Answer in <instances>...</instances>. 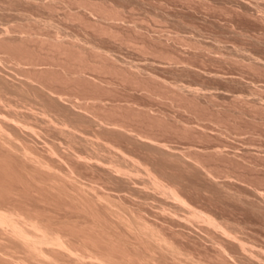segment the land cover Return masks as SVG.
Here are the masks:
<instances>
[{
    "label": "bare ground",
    "instance_id": "bare-ground-1",
    "mask_svg": "<svg viewBox=\"0 0 264 264\" xmlns=\"http://www.w3.org/2000/svg\"><path fill=\"white\" fill-rule=\"evenodd\" d=\"M14 3L16 2H13V4ZM42 3L43 2H39V4L43 5L44 7V3L43 4ZM49 4H47V1H46V5H49ZM28 5L30 4L28 3ZM103 5L104 4H102L100 8L98 6V8L101 10ZM95 6L97 9V3L96 5H94V7ZM105 7L106 6L104 5V8ZM28 8L29 7H27V9ZM105 9H108V8H105ZM103 11H106V10H103ZM7 12L9 13L10 11H7ZM77 12L78 11H76V13ZM26 14L27 13H25L24 15ZM114 17H111V18H114ZM14 21H17V20H14ZM27 21H30V19ZM38 21L40 24L43 21L46 22V20L43 19L42 21L40 20V18ZM45 22L44 24H46ZM114 22L116 23V21ZM23 23H25V21ZM9 24H7V26ZM37 24L38 22L36 23V26L40 25V24L38 25ZM29 25L27 24L24 26L23 24L24 28H27L26 26L30 27V28H27L28 30L24 28H22L24 30H19L20 25H19V28L18 26L17 27L13 25L10 26V28L11 27L12 28L15 27L14 29L18 28L16 29L18 33L19 31H21L18 35L17 32L14 33L11 30L12 33L10 32V34H14L15 37H12V35L6 36L5 33L6 31L8 32V29L4 30V29H1L2 27L0 28L1 31H5L4 32L5 37L2 36L0 38V44L5 43V45L1 44L3 45V49H5V47L8 48V46H10L11 48L12 44H13L12 49H14V47L18 46L19 44L21 46L27 45V40L29 41L31 40L33 44L31 42L30 43L32 46H34L36 45V40L37 42L39 41L37 44V48H35L39 53H37L36 50H35L36 51L35 53V51H33L34 47L32 48V46L27 45L26 47H28V49L30 47L32 48V49L30 48V50H32V51H29L30 53L27 51L28 49L25 46H23L24 48H26V51H24V54H23V47L19 46L22 48V51L20 50L22 52V55H19V54L15 55V52L17 51H13L14 52V55H13V52L11 51L10 48L9 49L6 48L7 51H5L6 49L3 50L1 48L2 46H0L1 48L0 49V62H2L4 65H6L5 64L6 62H12L13 64L12 63L11 64L17 67V70H16L11 64H7L8 66L11 65L10 66L11 68H8L6 65L5 67L6 69L3 68L2 70V67L4 66V65L2 66V63H1L2 67H0L1 69L0 70V148L2 147L4 149V150L2 149V152H3L2 156L3 154L5 155L7 152H11L14 155H16L18 158H20L23 162V165H21L22 166L21 169H23L22 171L23 175L20 176L21 178L19 177L17 178L18 180H13L14 183L11 185L8 184V182L5 183V184H8V187L4 186L3 184L4 182H1L2 180H0V183L3 184L0 186L2 188L3 186L7 187L6 189L3 188V190H1L2 188L0 187V264H264V255L262 253L264 249L257 248V249H261V250L263 249V250L262 251L256 250L257 246L254 249L253 244L248 245V244H251V242H249L248 240L246 241L242 240L243 236L239 235L241 236V238L238 236V233L240 232L239 230L240 226L237 225L238 223L237 224L235 223L236 225H234L230 222L228 226L227 225L228 221L225 220L224 222H221L219 221L221 220L219 217H218L219 218L218 220L216 217H214L215 215H212L213 213L212 214L208 213L207 209L205 211V210L200 209V206L199 207H196L195 205L193 206L192 204L194 202L191 203L193 198L192 199L189 198L188 195L185 193V191H183L184 186L181 187L180 185H178V183L180 182L178 181V179L174 180V178H176L177 176L175 177L173 174L171 175V177L172 176L174 177L171 178L170 175L168 176L164 172H160V171H163L162 168L159 167L158 170L159 169L161 170L158 171L157 169H155L154 165H152V167L154 166L153 168L150 167L151 165L149 166L146 160H145L146 162H144L140 160V158L138 157L136 158V157L130 156L132 154H134V156H138L137 154L139 153L141 149L137 147L140 150L136 151L137 149L135 148L136 153L137 152L138 153L137 154L134 153L133 145L136 144V146L138 145L141 148L147 149V151L151 150L150 153L158 152L160 153V156L161 154H163L162 157L171 155L174 158L166 157L168 159H171V161L172 159L175 160V156H176V160L178 162L180 161V164H184L182 162L183 160L185 162L186 160L189 161L188 159H191V160L194 159V161H190L188 163L186 161L185 163L187 164H184V165L191 167L194 163L195 166L197 165L199 167L193 166V168L192 167L191 168L194 169L195 167V169L197 168L200 170L201 168L200 164L202 165V162L200 163L199 157L197 158L195 157L197 153L193 155L194 151L191 152L192 150L190 151L191 155H189L190 153L189 154L187 153L188 152L187 150L182 153L178 152V149L174 147L175 145L173 146L174 147L173 148L170 145L168 146L166 144L168 148L170 147L172 150H175V151H172L166 148L165 144L163 143L164 141L162 142L159 136L158 137L156 136L157 134L156 135L153 134L155 131L152 133L153 134L152 135L151 132L153 130L149 131L151 127L145 124V123L149 124L151 122L148 123L145 121H141V125L144 124L145 126L150 127L149 129H146V131H143L145 130L144 128L139 129L140 128L139 121L145 120V118L140 117V116L138 117L135 116L138 119L141 118L140 120L136 119L138 120L139 123L134 122V123L139 124V125L137 124L138 125L137 127L139 130L137 129V127H136L137 130H136L132 127V125L128 124L131 122V120H128V118L131 117L130 115H132L133 118L131 117L129 119L135 120L134 119L135 117L133 116L134 114L135 115L138 114L141 116L146 114L144 115L146 117H148L147 115H152V113L154 112L153 110H155L152 108L154 107L152 106L154 105L152 100H155V98L157 97H158L157 99H160V97H166L167 99H170L169 101L176 100V103L179 99H183L181 101H184V102L186 101L185 103L182 102L184 105H179V102L176 105H179L180 107L188 109L189 108L188 104L191 103L193 105L194 102H196V104L202 103L200 99H202L203 101L204 99H206V98H199L197 102L196 101L197 97H201V96L203 97L204 95H207L205 97H207L208 99V96L213 98V95L212 96L209 95L210 93L209 94L207 93L209 91H206L207 94H204L205 92L203 93L200 91L199 89L200 87L199 88L192 87L193 85L190 86V84L188 85L186 83L184 84L179 83V82L177 83L175 81L169 82L168 80L162 77H158V75L153 73L152 71L147 70L148 72H146L147 68L145 69V67H143L145 71L142 70L141 66L139 68V66L135 65V63L134 65H131L132 63L130 64L128 62L130 66L126 65L127 64L126 63L125 64L126 66L123 64L124 66L120 67V65L122 64L118 63L120 64L118 66L115 61V63H113L114 65L112 64L110 66V63L114 62V60L111 59L112 62L106 61L109 64L106 65L107 63H105L103 65V66H106L107 69L109 67L107 72L112 69L113 72L111 70L109 73H113L116 77L119 76L120 78H117V80H119L120 82H122L123 80L124 81L123 83L125 84L128 83V86L130 82V85L137 87V89L139 88V91H141V93L143 92L142 95L144 96L148 95L147 96L148 99H150L149 96L153 99L152 100L150 99L152 102L151 104H148L150 100L147 101L148 102L147 104L146 103L140 104V103H137L139 102L137 100L135 102L134 99H131L132 100L131 101L130 99H126V98L124 99L125 101L123 103L121 102L119 103V101L117 102L111 101L112 102L111 103L110 102L111 99L108 100L109 102H107V99L112 97L114 94L113 92H111L114 88L110 89L114 83L111 81L112 82V85H111V82L109 81L110 78L108 79L107 75H106L107 79L105 80H104L105 77L99 80L95 79V77L99 78L100 75H103L105 73L104 72L103 74L102 73L99 74L101 71L102 72L104 71L105 67L103 68V66L102 67L96 66L97 64H99L98 62L97 64L96 62H93L94 64L89 65V62L87 61L88 59L83 60V61H87V66H85L86 62L84 63L83 61H81L82 58H80L78 61V58L82 57V54H83V52L81 51L82 47H80V45L78 44L77 45L74 44L77 47L74 46L73 48H71L73 43L70 44L71 45L70 46V45H67L66 43L64 44V39L62 42L61 38L58 39V37H56L57 39L55 38V40H53L54 38L51 37L53 38L52 41L49 38L50 40L48 39V41H46L47 42V45H46V42L44 41L47 38V36L45 35H44L45 39L43 35H42L43 38L42 36L38 38L39 34L37 37L34 36L31 38L32 35L34 34L36 35V33L43 34V32L36 31V33L34 32V34H32L33 32L31 31L32 25L31 26ZM43 25H41L40 27L42 28ZM99 26L101 28L100 32L102 33L104 32L105 35L109 33V30H107L106 28L108 27L109 29L111 27L110 25H109L110 27L106 25L105 28L104 26L101 27L102 26L101 24ZM37 29H40V28L38 27ZM110 30H111L110 33L114 30V32H112L111 35L115 33V29L110 28ZM6 44H8V46ZM44 44L46 46L50 44L51 46L49 45V48L52 47L51 51L50 49L47 50L48 47L44 46ZM53 49H54L53 52L58 53V55L59 53H61L60 55L64 54L63 55L64 59L62 56L63 60H61V58H59L60 60H58L59 62L61 61L60 64H57L58 58L55 60V55H57L56 53H54L52 56L50 55V53H53L52 52ZM83 49L85 50V48ZM8 50H9V53L11 51V54L7 53ZM17 53H20V52L18 51ZM37 54H38V58H37ZM31 55H35L36 58H34L35 56L32 57ZM50 56L52 59H54L53 62H56L55 64H57L54 67H52L54 63H52V59L50 58ZM47 57L50 58L48 62H50L51 60L50 62L52 63L51 67L49 66L50 63L48 66L46 65V63H48L47 61H45ZM85 57H87V54ZM90 58L92 59V57ZM103 61L101 62V65L103 64ZM43 63L46 66L44 65L42 67L41 65ZM26 65L28 67H26ZM7 68L11 69L12 71H14L15 69L16 73L19 75L16 74L17 75L16 77L14 73L8 72V74H10V78H8L7 77L8 74L3 73L4 71L7 72L6 71ZM86 68L87 70L90 69V70H97V71H99L100 69L99 73H97L99 74V77L97 75L94 77H90L92 76V74L90 76H88V74L86 75L87 73V72L85 73ZM163 68H164V65H163ZM97 71H92V73L94 72L96 73ZM143 71L146 73L144 74ZM107 72L106 74H108ZM11 74L15 75L16 79L18 80L14 81L15 80L14 78H12L14 79L12 80ZM108 76H112V75L110 74ZM68 79L69 80L71 79L70 82L71 81L73 82V80L77 81V79L81 80V82L83 80L82 82L83 84L81 83L82 84L81 87H83L85 81H89L90 83L92 82L95 85L96 84L101 85L102 86V87L100 86L101 90H103L104 88L110 89L111 91L106 90V89H105L106 91L105 90L104 91L105 92L110 91V93L111 94L113 93V94L110 95L108 93L109 95L108 94L106 95V93L103 91H102L103 94L105 93L104 96H102L103 95L102 93L100 96L99 92H97L99 96H95L97 95L95 93V95L92 94L93 95L92 97H87V96L84 97L86 93H84V96H82L83 94H81L80 98L82 97L81 100L83 101H80L79 106H78L75 102L72 101L73 98L69 96L68 97L70 99L67 98L66 96L67 94H65L64 92L65 90L62 91L64 88L60 90L62 87L57 86L59 85V83L55 87L54 84L56 83L53 82L56 80L58 82L61 81L64 85L65 83L67 84V82H69ZM64 80L67 82H64ZM70 82L68 83L69 85H70ZM120 82H118V84ZM62 83L60 84L61 86H62ZM76 83L77 82H74L72 84H76ZM90 83L88 85H91ZM78 84H80L79 81H78ZM133 86L131 87L133 88ZM210 92L212 93L215 91H210ZM107 96H109V98ZM88 98H90L89 101L92 100L93 102L90 101V103H87L86 99ZM112 98L118 100V98H116V94H115V97H112ZM211 98L210 100L208 99L209 102L211 101ZM65 99H67L69 102L66 103L67 100ZM184 99H187V100L189 99L191 101L195 99V101L193 100V103H192L191 101L189 102V100L187 101ZM207 99H206V102H208ZM76 100L77 98L75 99V101ZM105 102H107L108 104H106ZM104 103L106 105H109V103H111L109 106L110 108L108 107L110 111L113 110V108L115 109L118 108L119 110L117 109L115 111L113 110L112 111L113 115L109 117L110 111H107V109L105 110L106 105ZM213 103L211 102V106ZM191 104L190 106H192ZM76 106H78L77 107L79 108L78 110L75 109ZM101 108H103L106 112V113H103V115L104 114H106L107 116L109 115L108 117L106 115H104V117L100 116V114L102 115V112L104 111ZM191 108L194 109V107H191ZM196 108L197 107H195V109ZM98 109L101 111V113L98 111ZM122 109H123V112H126L127 110V112L130 111V112H133L134 114L130 113V115H128L129 117L127 116L128 118L126 117L127 114H123L125 116L118 115L122 111ZM96 111H98L100 114L97 113ZM117 111L118 112L120 111L119 113H116L118 116V119L117 117L112 118L113 116L116 115V114L114 115V113ZM156 111L159 112L158 110H155V113ZM159 114L160 112L157 114L158 115L157 118H155V115L154 116L152 115V117H154V122L156 124L157 123L161 124L163 120H165L166 122L167 120L164 118L170 117V115L169 117L166 116L168 114H165V111H164V113L160 114V115L162 114L165 115V116L162 115L164 116V118L163 120H161L162 118H160ZM120 116L122 118H120ZM152 117L149 116V118H146V120L149 121L150 118L153 119ZM173 117H174V121L175 120L177 121L179 119V118L175 119L176 118L175 116H172V118ZM119 118L122 120H120ZM126 118H127L128 123L124 121L126 120ZM172 118L170 117L168 120L170 119L172 120ZM182 120H185V119L181 118L180 121H178L179 122L178 125L180 124V128H181L180 130L186 129L187 131L189 129L188 125H190L191 127L196 126L193 124L191 125V122H187V123H190V124H187L185 121H182ZM174 121H172L173 124L171 125L179 127L177 125V122L174 125ZM186 121H187V118H186ZM142 122H145V123H142ZM165 122H163V125H165ZM167 123L168 121L166 122V124ZM170 123L168 124L170 125ZM130 124H133V123H130ZM154 124H152L151 126H153ZM133 126H136V125H133ZM153 127H156V125ZM157 127H159V124L157 125ZM191 127H190V131H188L190 133H193L194 131H197L196 130L197 128H200L199 126H196L195 128L193 127L191 128ZM191 129H195V130H193L192 132ZM203 129L201 127V130L199 129L198 131H202ZM197 132H195L196 135H198L199 133ZM207 133L209 132L207 131ZM212 133L213 132L211 131L210 134ZM216 133L217 132H214V134ZM217 136L218 135H216V137ZM210 142L212 143V141ZM128 145H131L130 147H132L133 153L131 154L128 153L127 155L126 150H125L126 148L124 149V147L127 146L128 148L129 147ZM254 147L255 146H253V148ZM247 148H249L248 145H247ZM215 149L216 148H214L212 152L213 151L216 152L217 149L216 150ZM245 150L247 152L246 147H245ZM152 151H155V152H152ZM11 153L10 155L8 153L7 154L11 156ZM144 153H147L146 150L144 151ZM183 153L185 154V157H187L188 159H186L184 155H182ZM218 153H219V150H218ZM0 154H1V150H0ZM165 154L167 155L164 156ZM222 154L224 155V153ZM155 155L157 156L156 153ZM192 155L195 158L194 157L190 158ZM0 158H1V155H0ZM2 158L0 160V164H1L0 167H2L6 172L5 173L1 172V173L9 174V172L7 171L8 170L10 171L11 166L7 168L8 167L7 164H9L7 160L8 156L2 157ZM177 158H179V160ZM5 159L7 162L5 161ZM3 161L5 162L3 163ZM4 164L5 166H3ZM184 165L183 166L180 165V166L184 167ZM203 167L205 166H202V168ZM5 168H7L8 170H6ZM206 168L207 167H205V169ZM3 169L0 171H3ZM11 169L13 168L11 167ZM199 170L198 172L200 173V171L202 170L200 171ZM165 171L167 173L169 172L167 170ZM206 171L211 173L209 170H206ZM204 173L205 175L208 176V173H206L205 171ZM200 174L203 175L202 177L205 176L202 173ZM12 176L14 175H11L10 177L11 179L9 178L11 182L13 179ZM207 176L205 179L209 181L211 179V176H210V179H207ZM6 177H9V176H6ZM3 180L5 181L7 179H3ZM15 181L18 184L15 183ZM184 183H182L181 185H187V183L186 184ZM15 184L16 186H12ZM187 186L190 187L189 184ZM189 190L191 189L189 188ZM192 192L193 191H191V194ZM254 192L256 191L254 190ZM257 193L258 192H256V195ZM224 223H226L227 226ZM231 224L234 225V227L238 226V230H236L237 227L232 229L233 226H231ZM241 228L242 226L240 227V229ZM235 230L239 232L236 233ZM185 240H190V241L193 240V243H190L188 241L191 244V247L187 246L188 244L183 245V243L186 242ZM261 246L262 245H260V247Z\"/></svg>",
    "mask_w": 264,
    "mask_h": 264
},
{
    "label": "rangeland",
    "instance_id": "rangeland-1",
    "mask_svg": "<svg viewBox=\"0 0 264 264\" xmlns=\"http://www.w3.org/2000/svg\"><path fill=\"white\" fill-rule=\"evenodd\" d=\"M26 1L27 0H0V17L2 18V19L0 18V21H1L0 22V28L2 27L1 29H4V30L8 29V32L6 31L7 34L5 33L6 36L12 35V37H15L14 34H10L11 30L15 33V32H17L16 29L19 28V25L21 28V29L19 28V30H24V29L30 28L28 26H26L27 28H24L25 25L31 24L32 26L31 25H29V26H31V29H32L31 31H33L32 34H34V32L36 33V31L37 32L38 31L43 32V34L42 33H36V35L35 34L32 35L31 38L34 36L37 37L39 34L38 38H40V36H42V35L47 36V38H46L47 40L45 39V36H44V39H45L44 42L48 41L49 38L52 41L53 38H54L53 40H55V38L58 37V39H60V38L62 39V42L64 39V44L66 43L67 45H70L73 43L71 48H73L74 46L77 47L76 46L77 44L80 45V47H82L81 51L83 52V54H82V57L78 58V61L80 58H82L81 61L88 59L87 61L89 62V65L94 64L93 62H96V64L98 62L99 64H97L96 66H101V67L107 62H112L111 59H113L114 62L110 63V66L113 63H115V61H116V64L118 66L120 65L118 63L122 64V65H120V67L124 66L126 63H127L126 65H129V66L131 63H132L131 65H134V63H135V65H138L139 68L141 66L142 70L145 71V69L147 68L146 72L152 71L153 73L157 74L158 77H162V78L168 80L169 82L175 81L177 83L179 82V83H183V84L186 83L188 85L190 84V86L193 85L192 87H196V88L200 87L199 88L200 91L203 93L205 92L204 94L210 93L209 95H211V96L213 95V98L208 96L209 100L211 98L210 102L207 99V97H205L207 95H204L203 97L202 96L197 97L196 98L197 102H198L199 98H206L208 100V102H206V99H204V101L206 103L202 99H200V101L202 103L196 104V102H194V104H195V105L193 104L194 106L190 103L192 106H190V104H188V106H189L188 109H185V108L179 106V105H184L182 103L184 101H181L183 99H179L180 101L177 99L178 101L176 103V100L175 101H169L170 99H167L166 97H160V99H157L158 98L157 97V98H155V100H152L153 98H151L149 96V98L152 100V102L154 104V105H152V106H154V107H152L153 109L158 110L160 112V114L164 113V111H165V114H168V115H166L168 117L170 115L171 118H172V116H175L176 117L175 119L179 118L177 121L176 120L174 121V117H173L172 120L170 119L171 120L170 121V120H168L170 117L164 118V116H165L164 114H162L164 116L159 114L160 118H162L161 120H163V118H164L168 121V123L174 121V125L176 124V122L178 125V123H179L178 121H180L181 118L185 119L182 121H185L186 123L191 122V125L193 124V125L199 126L200 128H197L196 129L197 131L199 129L201 130V127H202V129L204 128L202 131H198L199 133L197 131L193 132V130H195V129H191V131L193 133L188 132V131H190V127H191L190 125H188L189 129L186 131V129L180 130L181 129L180 124L178 125L179 127L171 125V124H173V122L170 123V125L167 123L168 124L167 125L166 124L167 121L165 122V120H163V122H165V125H163V122L161 124L160 123L156 124L154 122V117H152V115L153 116L155 115V118H157L158 117L157 114L159 112L156 111V113H157L156 114L155 110H153V109L152 110L154 112L151 110L153 113H152V115H147L148 117L144 116L146 114L143 115V113H142L143 116L138 115V114L135 115L133 112H130V111H128L129 112L128 113L127 110H126V112H127L126 113V112H123V109L121 111L123 113H121L120 111H119L120 112L119 113L117 111L114 113V115L116 113H119L118 115H121V116H125L123 114H127L126 115V117H127L128 115H130V113H133L134 117L135 116L144 117L145 120H140L141 118L138 119L137 117H135L134 118L135 120H133V119H129L132 117V115H130L131 117L128 116L129 118L128 117L127 118H128V120H131V122L130 121L129 122L133 123V124L128 123L127 118L124 121H126V123H128L129 125H132V127L134 129H136V127L139 125L138 124L139 122H140V125H139L140 128L139 129L144 128L145 130L142 129L143 131H146V129H149L151 127L149 129V131L153 130L151 132V134L155 131L153 134L154 135L157 134L156 136L157 137L159 136V138H160V140H162V142L164 141L163 143L165 144V146H166V144L168 146L170 145L171 147H173L175 145L174 147H176L178 149V152L182 153V152H185L187 150L188 151L187 153L189 154L190 151L192 150L191 152L194 151L193 155H195L197 153L195 157L196 158L199 157L201 159L200 160L198 158L200 163L202 162V165L200 164V166H201L200 170H202V171H200L197 168H196L197 169L196 170L195 167L197 165L195 166L194 163H193V165L191 163L192 168H193V166H195L194 169L184 165L190 161H194V159L191 160V159H188L187 157H185L184 153L182 155H184V157L186 159H188L189 161L186 160L187 163H185L186 161L184 162V160L182 161L180 159L184 163V164H180V161L178 162L176 160V156H175V160L172 159V161H171V159H168V158H174L171 155L165 154L164 156L167 155L166 157H168V158H166V157H162L163 154H161V156H160V153L152 151V152H155L157 154V156H158L157 157L155 155V153H150L151 150H148L150 153L149 154L147 149L141 148L138 145L136 146V144L135 145L132 144L133 148H134L133 149L134 153H136V151H139L140 149L142 151L141 150L139 151V153H141V154H139L138 152H137L138 154L136 153L138 156H134V154H132L130 156H133L136 158L138 157V158H140V160H142L144 162L147 161L149 166L151 165L150 167H152V165H154L155 169H157V170L159 167L162 168L163 171H160V172H164L166 175H168V176L170 175V177L173 174L175 177L177 176L176 178H174V180L178 179V181H180L178 183V185H180L181 187L184 186L183 191H185V193L188 195L189 198H191V199L193 198V200L191 201V203L194 202L192 204L193 206L194 205L196 207L200 206V209L205 210V211L207 209L208 210L207 212L210 214L213 213L212 215H215L214 217H216L218 220L220 218L221 220H219V221H221V222H224L225 220L228 221L229 222V223L227 222L228 226H229L230 222L234 225H236L238 223L237 224L238 226H240V227L242 226L241 229L239 227L240 232L236 231V230H238V226H235V227H237L235 230L236 233L239 232L238 236L239 235L243 236L242 240H245V241L248 240L249 242H251V244L247 243L248 245L253 244L254 249L257 246L256 250L262 251L264 249V207H263L264 206V174H263L264 173V162H263L264 161V112H263L264 111V0H56L58 2H56L55 0H51V1L45 0V2H44V0H38V2H37V0H34V1L28 0L27 2ZM46 1H47V4H49V3L50 4L46 5ZM13 2H16V3L13 4ZM39 2H43L44 7H43V5H40L41 3L39 4ZM28 3L30 5H28ZM96 3H97V9H96V6L94 7V5H96ZM100 3H101V5H100ZM250 3H252V4H250ZM25 4H27V5H25ZM102 4H104L106 6L105 8H108L109 10L105 9L104 5L102 7L104 9L101 8V10H100L99 8H100V6H102ZM98 6H99V8H98ZM11 7H12V9H11ZM27 7H29V8L27 9ZM50 7H51V9H50ZM103 10H106V11H103ZM1 11H2V13H1ZM7 11H10L12 13H10V12L8 13ZM76 11H78V12L76 13ZM14 12H16L17 14ZM25 13H27V14L24 15ZM108 13L110 14V16ZM118 13H119V15H118ZM73 15H75V16H73ZM18 16H20V17H18ZM45 16H46V18H45ZM38 17L42 21H43V19L46 20V22L40 21V22H42L40 24L38 21L39 20ZM79 17L82 19H80ZM111 17H114V18H111ZM29 19H30V21H27ZM36 19H37V21H36ZM14 20H17L18 22L14 21ZM24 21H25V23H23ZM111 21L113 24L111 23ZM114 21H116V23ZM34 22H35V24H34ZM37 22H38V24H40L39 26H36ZM44 22L46 24H44ZM9 23H11V24H9ZM125 23H127V24H125ZM7 24H9V25L7 26ZM23 24H24V26H23ZM100 24L102 25L101 27L104 26V28L106 27V25L107 26L110 25L111 27L110 26L109 27L111 29H115V33H113L114 35L113 34L111 35V33L114 32V30L110 33L111 30H110V28L108 29V27L106 29L109 30V33H107L106 35L104 32L103 33L100 32L101 31V28L99 26ZM12 25L15 27L18 26V28H16V29H14L15 27L10 28V26H12ZM21 25H22V27H21ZM41 25H43L42 28L40 27ZM3 26H5V27H3ZM38 27L40 29H37ZM22 28H24V29H22ZM95 28H97V29H95ZM41 29H42V31H41ZM4 32L5 31L0 30V34H1L0 38L2 36L5 37ZM20 32L21 31H19V33ZM19 33L17 32L18 35H19ZM43 36H42V38H43ZM51 37H53V38H51ZM34 39H36V38H34ZM28 41L29 40H27V45L32 46L31 45L32 41L31 40L29 42ZM51 41H49V42H51ZM38 42L36 40V45L32 46V48L34 47L33 51L36 50L35 48H37ZM28 43H30V44H28ZM1 44L5 45V43H1ZM1 44H0V46H2L1 48L3 49V45H1ZM74 44H76V45H74ZM6 45L8 46V44H6ZM27 45H22V46L20 44L18 46L15 45L16 47H14V49H12L13 48V44H12L11 48H10V46H8V48L5 47V49L10 48L12 52L13 51H17V52L19 51L20 53L15 52V55H18V54L22 55V52H21L22 48L21 47H23V46L26 47ZM46 45H47V42H46ZM46 45L44 44V46H46ZM49 45L46 47H48L47 50L50 49V51H51L52 47L49 48ZM19 46H21V47H19ZM46 47H45V49H46ZM26 48L28 49V47H26ZM26 48L23 47V54H24V51H26ZM30 48L27 50L28 52L32 51V50H30ZM83 48H85V50ZM91 48L94 50H92ZM5 49H3V50H5ZM7 49L5 51H7ZM78 50H79V48H78ZM11 51L9 53V50H8L7 53L11 54ZM36 51H35V53H36ZM53 51H54V49L52 50V52ZM84 51H85V53H84ZM91 51H93V52H91ZM37 53H39V52L37 51ZM54 53H56V52L50 53V55L52 56ZM25 54H26V52H25ZM32 54H34V53H32ZM56 54L57 55H55V60L57 58H58L57 61L60 60L59 58H61V60L64 59V56H63L64 54L60 55L61 53H59L60 56L58 55V53H56ZM86 54H87V57H85ZM13 55H14V52H13ZM35 55H31V56L33 57ZM83 55H85V56H83ZM51 56H50V58H51ZM62 56H63V59H62ZM79 56H81V55H79ZM105 56L108 57L109 59L106 58ZM90 57H92V59ZM34 58H36V56ZM37 58H38V54H37ZM50 58L47 57L48 60L45 59V61L48 62ZM101 60L102 61L104 60L102 65H101V62H102ZM53 61H54V59H52V63H54L52 67L61 63V61L60 62L58 61V63L55 64L56 62H53ZM87 61H83L84 63L86 62L85 66H87ZM50 62H51V60H50ZM50 62L46 63V65L48 66ZM83 62H82V64H83ZM144 62H145V64H144ZM1 63L2 62H0V67H2L4 65L2 63V66H1ZM11 63L12 62H6L5 64L7 65V64H11ZM52 63H50V65H49L50 67H51ZM108 64L109 63H107L106 65H108ZM116 64H115V66H116ZM149 64H151V65H149ZM158 64L159 65L161 64V65L159 66ZM6 65H4L2 67V70H3V68L6 67ZM44 65L45 64L43 63L41 66L43 67ZM154 65H156V66H154ZM163 65H164V68H163ZM172 65H174V66H172ZM10 66L7 65L8 68H11ZM12 66L17 70V67L15 65H12ZM166 66H168V67H166ZM26 67H28V66L26 65ZM101 67H100V69H101ZM143 67H145V69H143ZM183 67H184V69H183ZM8 68L6 70L7 72H5V71L3 72L4 74H6V73L8 74V72L14 73L15 75L17 74L15 69H14V71H12L11 69H8ZM103 68H104V71L103 72L101 71L100 73H99L100 69H99V71H97V70H90L89 68H88L89 70H87V68H86L85 73L87 72L86 75L88 74V76H90L92 74V76H90V77H94L96 75L99 77V74H101V73L103 74L105 72L104 73L105 76L103 74V75H100L101 78L95 77V79L99 80V79H103V77H105L104 78V80H105V79H107V77H108V79L110 78L109 79L110 82L112 81L114 84L116 83L115 85L114 84L112 85V82H111V85L114 86V87L111 86V88H110V89L114 88L112 91L110 89L104 88V86H103L104 89L101 90L100 89L101 85L96 84L98 86L97 87L94 83H92V82L90 83L89 81H85V80H84L85 82H84L83 87H81L83 84L82 83L83 80L81 82V80H79V79H77V81L72 79L73 82L72 81L71 82L72 83L77 82L76 84H72L70 82L71 79L70 80L68 79L70 82V85L68 84L69 82L65 81L66 79L64 80V82H67V84L65 83L66 85L65 84L63 85V83L60 81L62 83V86H61L60 85L61 83L58 82L57 80L53 81L56 84H54V83H52V84H54L56 87V85L59 83V85H57V86L62 87L60 90H62L64 88L62 91L65 90L64 92H65V94H67L66 95L67 98L68 99H70L69 97L73 98L72 101L75 102L78 106H79V102L83 101V100H81L82 97L80 98L81 94H83L82 96H84V93H86L84 97H86V96L92 97L93 95H95V93L97 94L95 96H99L97 93V92H99L100 96H101V93L103 94V92H105L106 90H110L111 92L114 93V94L112 93L113 94L112 97H115V94H116V98H118V100H117V99H114L112 97L109 98V96H107L109 98V99H107V102H109L108 100L111 99L110 102L111 101H115V102L119 101V103L120 102L123 103L125 101L124 99L126 98V99H130V100L134 99L135 102L137 100V101H139L137 103H140V104H145V103L147 104L148 103L147 101L150 100L147 97L148 95L147 96L142 95L143 92L141 93V91H139V88L137 89V87L130 85V82H129V86H130L129 87L128 83H126L127 86L125 83H123L124 82L123 80H122V82L117 80V78H120L119 76L116 77L113 73H109L112 69L107 72L109 67L107 69L106 66H103ZM156 69H157V71H156ZM193 69H194V71H193ZM89 71H91V72H89ZM92 71H97V72L92 73ZM144 71H143V73L145 74L146 72H144ZM106 72L108 74H106ZM112 72H113V70H112ZM97 73H99V74H97ZM110 74L112 76L113 75L114 76L113 77L108 76ZM15 75L11 74V76H12L11 79L14 78L15 80L14 79H12V80L17 81L18 79H16V77L19 74H17L16 77H15ZM46 75H48V74H46ZM106 75H107V77H106ZM116 75H117V73H116ZM221 75H222V77H221ZM143 76H145V75H143ZM7 77L10 78V74H8ZM78 81L80 84H78ZM117 81L120 83L118 84ZM51 82H52V80H51ZM88 82L92 86L88 85L89 84ZM86 84H87V86H86ZM75 85H77V86H75ZM78 85H80V86H78ZM131 86H133V88ZM78 87H80V88H78ZM116 87H117V89H116ZM201 88H202V90L204 89L205 91L204 90L202 91ZM76 89H78V90H76ZM71 91H73V92H71ZM110 91L105 92L106 95L108 93L110 95H112L110 93ZM206 91H209V92L206 93ZM210 91H215V92L211 93ZM217 91L219 92V94ZM104 94L102 96H104ZM76 98H77V100L75 101ZM89 99L90 98L86 99L87 103H90V101H92V100L89 101ZM65 100H67V99H65ZM65 100H64V102H65ZM151 100L149 101L148 104L152 103ZM184 100H187V99H184ZM193 100L195 101V99H193ZM193 100L192 101L189 100V102L191 101L193 103ZM104 101H106V100H104ZM143 101H144V103H143ZM68 102L69 101L67 100L66 103H68ZM107 102H105V103L108 104ZM178 102H179V105H176V104H178ZM211 102L212 103L214 102L215 104L213 103L211 106ZM111 103H109V105L105 104L106 105L105 110L107 109V111H110L108 109V107L110 106ZM78 106H76L75 109L78 110L79 109V108H77ZM203 106H204V108L206 106L207 107L204 109ZM157 107H159V108H157ZM191 107H194V109H192ZM195 107H197V108L195 109ZM182 108L185 110H183ZM101 109H103V108H101ZM116 109L119 110L118 108H116ZM116 109L113 108L114 111ZM160 109L163 111H161ZM95 110H97V109H95ZM105 110L102 112V115L100 114L101 111L99 109H98V111L100 113L98 111H96V112L99 113L100 116L104 117V115H106V114L103 115V113H106ZM113 110H111L109 112V115H110V116L108 115L109 117H111V115H113V112H112ZM124 111H125V109H124ZM111 112H112V114H111ZM237 112H239V113H237ZM186 114H188V115H186ZM203 114L205 117L203 116ZM121 116H120V118H122ZM149 116H151L153 118V119L150 118L151 121L146 120V118H149ZM114 117L115 118L117 117V119H118L117 114L115 116H113L112 118H114ZM237 117H238V119H237ZM186 118H187V121H186ZM136 119H138L140 121L138 122V120H136ZM120 120H122V119H120ZM141 121H145L148 123L151 122L149 124L142 122V123H145L146 125H148L150 127L145 126L144 124L141 125ZM134 122H138V123H134ZM152 122H154L155 124ZM198 122H199V124H198ZM152 124H154L153 126L156 125V127L151 126ZM158 124H159V127H157ZM187 124H190V123H187ZM133 125H136V126H133ZM192 127L195 128L194 126H192ZM176 128H177V130H176ZM137 129H138V127H137ZM207 131L209 133H207ZM211 131L213 132L212 134H210ZM195 132H197L198 135H196ZM214 132H217V133L214 134ZM220 134L222 137L220 136ZM216 135H218V136L216 137ZM220 138H221V140H220ZM210 141H212V143ZM251 142H253V143H251ZM215 144H217V145H215ZM220 144H222V145H220ZM243 145H244V147H243ZM247 145L249 146V148H247ZM128 146H129L128 147L129 149L127 148V146L124 147V149L126 148L125 150H126L127 155H128V153H130V154L133 153L132 147H130L131 145H128ZM134 146H136V147H134ZM168 146H166V148H168ZM253 146H255L256 148L255 147L253 148ZM137 147L140 149H138ZM245 147L247 149V152L245 150ZM214 148L217 149V150L215 149L216 152L215 151L212 152V150H214ZM2 149L3 148L1 147L0 148L1 158L8 156L7 160H8L9 164H7L8 165L7 168H9V166H11L13 168V169H11V167H10V171L7 168H5L6 170H8L7 172H9V174L8 173L4 174L6 171L2 167H0L3 169V171H0V173L4 172L3 174L2 173L0 174V178H1L0 180H2L1 182H4L3 183L4 186L8 187V184L11 185L14 183L13 180H18L17 178H19L20 176L23 175V172H22L23 169H21V167H22L21 165H23V162L20 158H18L16 155H14L11 152H7L9 155L11 153V156H9L7 153H6L7 155L3 154V156H2V153H3ZM168 149L172 150L170 147ZM145 150L147 153H144ZM195 150H196V152H195ZM218 150H219V153H218ZM172 151H175V150H172ZM205 151H207V152H205ZM237 151H238V153H237ZM4 152H6V151H4ZM214 152H215V154H214ZM221 152L224 153V155ZM251 152H253V153H251ZM219 154H220V156H219ZM225 154H227V155H225ZM145 155H146V157H145ZM189 155H191V153ZM193 155L190 158L194 157ZM12 157H14V158L17 157V158L14 159ZM1 158H0V160H1ZM164 158H166L167 160ZM185 158H183V159H185ZM177 159L179 160V158H177ZM5 161H6V159H5ZM5 161H3V163ZM9 161L11 162V164ZM12 162H13V164H12ZM18 162H20V163H18ZM175 164H177V165H175ZM180 165H182V166L184 165L185 168L180 166ZM0 166H1V164H0ZM3 166H5V164ZM156 166H157V168H156ZM202 166H205L207 168L206 169H205V167L202 168ZM197 167H199V166H197ZM2 169H0V170H2ZM11 170H13V171H11ZM159 170H161V169H159ZM165 170L169 171L168 172L169 174ZM198 170L200 171V173H202L204 175H205V173H204V171H205L206 173H208V176L205 175L204 177H202L203 175H201L198 172ZM206 170H209L211 173H209ZM11 175H14V176H12V178H13L12 182L10 180ZM6 176H9V177H6ZM174 176H172V177H174ZM206 176H207V179H210V176H211V179L209 181L206 180L205 179ZM181 177H182V179H181ZM3 179H7V180L4 181ZM181 180H182V182H181ZM183 180H185V181H183ZM178 181H176V182H178ZM7 182H8V184H5ZM15 183H17V182L15 181ZM182 183H184V184L187 183V185L189 184L190 187H188L187 185H181ZM3 184L0 183V185H3ZM4 186H3V188L6 189L7 187H4ZM12 186H16V184L12 185ZM3 188L1 190H3ZM185 188H186V190H185ZM189 188L191 190H189ZM254 190L256 192H258L257 195H256V192H254ZM186 191H188V192H186ZM191 191H193L192 194H191ZM259 195H260V197H259ZM197 204H198V206H197ZM222 219H224V220H222ZM224 224L226 225V223H224ZM232 224H231V226H233L232 229H234L235 227ZM229 228H231V227H229ZM241 236H239V237L241 238ZM250 240H252V241H250ZM185 241L187 243L185 242V243H183V245L188 244L187 246L191 247L190 243H193V240H191V241L185 240ZM259 244L262 246L260 247ZM257 248H263V249L261 250V249H257ZM262 253L264 255V250L262 251Z\"/></svg>",
    "mask_w": 264,
    "mask_h": 264
}]
</instances>
